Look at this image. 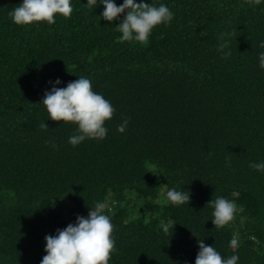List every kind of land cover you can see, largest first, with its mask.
Here are the masks:
<instances>
[{
    "label": "trees",
    "instance_id": "obj_1",
    "mask_svg": "<svg viewBox=\"0 0 264 264\" xmlns=\"http://www.w3.org/2000/svg\"><path fill=\"white\" fill-rule=\"evenodd\" d=\"M20 2L0 0V264H40L44 236L98 200L114 226L109 264H194L199 239L237 264H264V172L249 167L264 160V2L145 0L174 15L143 43L121 41L99 0H71L51 25L14 23ZM77 76L115 112L105 138L72 146L76 126L48 119L41 101L49 81ZM170 187L188 190V204L167 202ZM216 196L236 204L219 228L207 205Z\"/></svg>",
    "mask_w": 264,
    "mask_h": 264
},
{
    "label": "clouds",
    "instance_id": "obj_2",
    "mask_svg": "<svg viewBox=\"0 0 264 264\" xmlns=\"http://www.w3.org/2000/svg\"><path fill=\"white\" fill-rule=\"evenodd\" d=\"M251 3H262L264 0H250ZM103 11L100 17L110 24L114 20L116 30L121 34V41L146 42L154 28L167 24L174 13L161 2L158 5L145 0H122L117 5L115 0H99ZM97 0H87L85 5L97 7ZM73 11L71 0H21L9 12L12 21L17 25H30L44 22L51 25L57 16L68 18ZM123 13L121 19L120 14ZM231 33L221 32L216 45L222 56H229L230 40L225 38ZM264 49V40L258 45ZM258 66L264 68V51H258ZM69 81L65 87L59 78L49 81L50 88L44 91L41 104L45 106L48 119L72 123L76 126L74 134L68 137V143L76 146L86 139L101 140L108 132L106 121L110 120L115 112L111 102L101 93L93 90L92 82L87 76H77ZM128 119L124 118L117 125L118 132H124ZM41 129H49L43 121ZM47 143V141H46ZM54 141L52 147H55ZM249 167L264 172V160L249 161ZM149 172V171H146ZM151 172V171H150ZM153 173V172H152ZM155 174V173H153ZM167 202L179 206L189 202L190 192L185 189L168 188L165 193ZM207 205L212 207V223L216 228L227 225L234 218L236 204L224 196L210 199ZM105 200L95 201L89 207L87 216L76 215L75 221L68 223L64 228H58L55 234L44 236V252L40 264H109L111 253L115 251L114 226L109 215ZM174 223L169 218L161 221L160 227L166 233L173 228ZM198 252L194 264H237L238 255L233 253L224 256L213 245H206L203 239L197 240ZM230 248H237L238 237L232 236L228 242ZM187 264V262H185Z\"/></svg>",
    "mask_w": 264,
    "mask_h": 264
},
{
    "label": "rangeland",
    "instance_id": "obj_3",
    "mask_svg": "<svg viewBox=\"0 0 264 264\" xmlns=\"http://www.w3.org/2000/svg\"><path fill=\"white\" fill-rule=\"evenodd\" d=\"M159 191H161V189H159ZM68 205H70V203H68Z\"/></svg>",
    "mask_w": 264,
    "mask_h": 264
}]
</instances>
